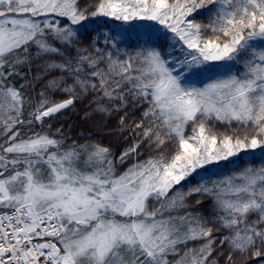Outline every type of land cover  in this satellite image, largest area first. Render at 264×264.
Here are the masks:
<instances>
[{"label": "snow or ice", "instance_id": "obj_1", "mask_svg": "<svg viewBox=\"0 0 264 264\" xmlns=\"http://www.w3.org/2000/svg\"><path fill=\"white\" fill-rule=\"evenodd\" d=\"M89 29L98 34L91 50L74 48ZM118 35L135 36L136 50ZM33 48L61 58L47 68L65 75L47 87L73 84L61 102L40 93L26 118L25 86L11 81ZM90 92L98 111H125L122 127L129 109L140 113L118 157L100 144H67L60 129L25 131ZM221 162L240 170L210 171ZM199 170L207 177L185 193L182 182ZM194 193L214 197L209 218L179 215ZM221 258L264 264V0H0V264Z\"/></svg>", "mask_w": 264, "mask_h": 264}, {"label": "trees", "instance_id": "obj_2", "mask_svg": "<svg viewBox=\"0 0 264 264\" xmlns=\"http://www.w3.org/2000/svg\"><path fill=\"white\" fill-rule=\"evenodd\" d=\"M196 19L198 22H205L203 16L197 15ZM98 37L97 33H91L89 29L88 33L81 30L78 36L79 43L74 45V48H89L93 40ZM158 41L160 45L167 46V42L163 39ZM117 41L121 48L127 49L129 52H134L137 48V42L135 36L128 38L125 36H117ZM126 41V42H125ZM54 46L61 47L58 41L53 42ZM103 37H99V45L103 46ZM63 50V49H62ZM75 51L72 52V56L75 57ZM55 62L60 63L61 58L55 54H43L37 56V50L32 49V60L29 65L23 66L20 71L21 76L15 77L11 82L17 88L24 85L22 90L25 95L26 106H25V117L27 114L33 110V107L39 102L42 97L40 93H45L50 101L61 102L65 99L71 97V94L63 91V88L73 84L71 78L65 77L61 81L58 88L47 87L48 82L53 79L59 80L61 76L65 74L59 69H48L47 63ZM239 66H234L233 71H236ZM197 86H201L197 84ZM99 98L98 93L90 92L87 95H79L74 98L72 105L60 112L54 114L52 117L45 118V123L43 126L39 122H34L33 125H26L25 131L29 129L35 132H48L53 134L57 129H60L63 135L67 138V144H100L104 147H108L115 154L116 157L134 142L133 134L131 132V124L134 120L138 119L140 113L136 111L134 114L131 109L128 110V115L126 117V125H120V117L125 116V111L121 110L119 112H100L97 110L96 101ZM102 103H107L106 101H101ZM51 125V128L48 127ZM218 131H223V128L217 127ZM188 134H191V128L187 130ZM59 138V137H57ZM141 152L143 155L141 158H146L148 153L142 148ZM131 163V161L129 162ZM127 165H124L118 169V171H123ZM210 171H217L222 174L231 175L232 172L239 171L236 166L228 164L227 162H221L219 165L209 166ZM208 173L199 170V175L193 174L189 177L183 184V191L188 192L189 188L196 187L199 182H201V177H207ZM212 179H217L216 176H212ZM179 187V186H178ZM213 200L214 197L202 193H194L186 198L187 210L182 211L179 215H185L187 212H191L194 215L199 214L203 218L207 219L213 213ZM199 201V203H197ZM177 215V213H173ZM225 233L223 231L214 232L217 237V245H219V237H222ZM200 242H189L188 247H196ZM227 255V247L219 249ZM220 264H224L223 258L220 260Z\"/></svg>", "mask_w": 264, "mask_h": 264}, {"label": "rangeland", "instance_id": "obj_3", "mask_svg": "<svg viewBox=\"0 0 264 264\" xmlns=\"http://www.w3.org/2000/svg\"><path fill=\"white\" fill-rule=\"evenodd\" d=\"M157 27H160V26H157ZM161 35H163L164 36V31H163V29L161 28ZM166 42L168 43V41L166 40ZM168 51H171V49L169 48V49H167Z\"/></svg>", "mask_w": 264, "mask_h": 264}]
</instances>
